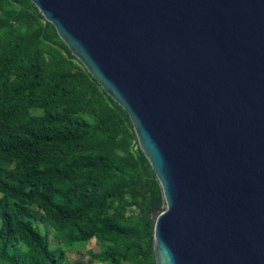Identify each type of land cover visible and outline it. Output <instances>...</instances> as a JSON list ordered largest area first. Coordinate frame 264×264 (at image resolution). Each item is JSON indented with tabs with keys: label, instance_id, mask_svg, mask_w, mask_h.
I'll use <instances>...</instances> for the list:
<instances>
[{
	"label": "water",
	"instance_id": "water-1",
	"mask_svg": "<svg viewBox=\"0 0 264 264\" xmlns=\"http://www.w3.org/2000/svg\"><path fill=\"white\" fill-rule=\"evenodd\" d=\"M30 1L130 117L156 264H264V0Z\"/></svg>",
	"mask_w": 264,
	"mask_h": 264
},
{
	"label": "trees",
	"instance_id": "trees-1",
	"mask_svg": "<svg viewBox=\"0 0 264 264\" xmlns=\"http://www.w3.org/2000/svg\"><path fill=\"white\" fill-rule=\"evenodd\" d=\"M165 207L129 115L30 0H0V264H78L92 240L90 263L156 264Z\"/></svg>",
	"mask_w": 264,
	"mask_h": 264
},
{
	"label": "rangeland",
	"instance_id": "rangeland-1",
	"mask_svg": "<svg viewBox=\"0 0 264 264\" xmlns=\"http://www.w3.org/2000/svg\"><path fill=\"white\" fill-rule=\"evenodd\" d=\"M39 229H41L43 233H49L50 237L53 240L54 231L49 225H47V228L44 225H40ZM55 246H57V243L53 241V247ZM89 251H93V252L100 251V245L96 240H92L85 249L73 247L72 249L68 250L67 259L72 263H78V264H101L97 262L90 263L91 256L88 253Z\"/></svg>",
	"mask_w": 264,
	"mask_h": 264
}]
</instances>
